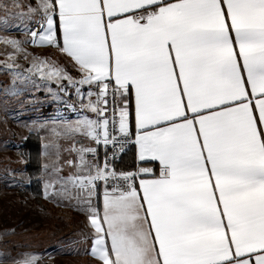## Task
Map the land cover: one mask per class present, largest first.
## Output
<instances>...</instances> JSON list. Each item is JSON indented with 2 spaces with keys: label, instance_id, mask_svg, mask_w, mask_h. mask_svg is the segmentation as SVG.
Returning a JSON list of instances; mask_svg holds the SVG:
<instances>
[{
  "label": "snow or ice",
  "instance_id": "1",
  "mask_svg": "<svg viewBox=\"0 0 264 264\" xmlns=\"http://www.w3.org/2000/svg\"><path fill=\"white\" fill-rule=\"evenodd\" d=\"M12 8L5 25L10 14L31 43L55 45L82 73L75 80L38 57L30 69L87 98L82 109L96 118L70 131L112 150L101 164L97 148L73 144L74 171L45 184L46 195L59 183L55 194L77 201L96 264H264V0H13ZM3 41L16 51L27 42ZM130 142L158 174L112 167Z\"/></svg>",
  "mask_w": 264,
  "mask_h": 264
},
{
  "label": "crops",
  "instance_id": "2",
  "mask_svg": "<svg viewBox=\"0 0 264 264\" xmlns=\"http://www.w3.org/2000/svg\"><path fill=\"white\" fill-rule=\"evenodd\" d=\"M3 14L4 12L0 11V20L4 17ZM18 31L19 29L17 26H15V29L10 25L0 26V71L3 73L8 71L9 78L6 73L5 78L7 79V86L10 85V88H8L9 91L7 90L8 92H0V97L5 96V98H8L3 104L5 109H1L0 112V129L10 128L12 130L11 134H13L11 139L13 138V141H17V145L20 144V139L25 138L30 133L39 134L41 140L40 156L42 163L39 177L42 183V200L48 198L47 203L50 206L56 205L60 209H71L78 206L77 201L75 199L69 200L55 194L60 189L59 183L53 184L52 187L48 188L47 195L45 184L46 182L52 183V181L57 180L59 176H67L70 172L74 171V169L66 163L68 160L76 159L77 153L72 151L73 144H75L77 148L81 146L90 147L94 144L79 133H72L70 131V126H74L75 122L85 115L92 119L96 117L87 109H82V104H86L88 101L87 98L82 101L80 96L77 95L76 89L73 92L71 90L67 91L70 95L68 97L69 99H66V94H61L59 86L53 85L47 79L46 81L41 79L39 75H37L38 78L36 79L34 70L30 71L33 64L34 44L31 43V41H28L26 44L22 43L24 49L28 50L27 58H24L25 56H21L19 51H16V49L3 41V38L19 40L17 35ZM60 43L62 46V39ZM57 49L64 61L69 65L70 70L74 72L75 80H80L82 73L78 67L74 66L70 57L62 53L59 48ZM9 65H11V67H9ZM0 81H2V79H0ZM80 87L86 94L88 86L83 85ZM92 91L95 92L97 89L93 88ZM1 102L2 100L0 99V103ZM1 117H5L4 124ZM130 127L134 135L135 105L133 98H130ZM4 145L8 146L9 144L4 143L1 146ZM133 151L136 161L134 170L139 167H151L155 169L157 174L159 173L158 162L139 164L136 159V147L133 148ZM9 153L11 155V160L14 159L20 162L24 159L17 151ZM0 155L2 154L0 153ZM44 165H48L49 167L45 168ZM54 168L61 169V171L57 173L53 171ZM103 190L104 186L101 184L99 191L102 193ZM72 194L74 196L75 192L73 191ZM94 199L96 204L102 207V197Z\"/></svg>",
  "mask_w": 264,
  "mask_h": 264
},
{
  "label": "rangeland",
  "instance_id": "3",
  "mask_svg": "<svg viewBox=\"0 0 264 264\" xmlns=\"http://www.w3.org/2000/svg\"><path fill=\"white\" fill-rule=\"evenodd\" d=\"M20 2L25 5L31 3L33 7L37 4V0H20ZM0 3L1 12H4L5 6L11 11H15L12 8L13 0H0ZM3 18L0 20V26L10 25L15 29V26L20 24V21L14 19L10 14L7 18V25L3 23ZM29 27L36 28L37 24L32 22ZM17 28L19 29L18 39L30 42L29 34L24 30V27ZM20 47L23 49V51H19L20 55L26 58L28 50L24 49L22 44ZM34 57L54 62L75 79L74 72L70 70L55 45L34 44ZM7 72L5 73L8 75ZM5 73L0 71V79H2L0 92L3 91V93L8 92V88H10V85L7 86ZM35 75L37 79L38 74ZM44 80L46 81V79ZM49 82L58 86L54 80ZM61 83L66 88V92L75 91L74 87L69 86L67 80H63ZM61 94H65V92H61ZM69 95L67 92L65 98L69 99ZM0 99L2 100L0 103L2 105L0 106L1 112V109H5L3 104L8 98L4 96ZM1 119L4 124L5 117H1ZM11 132L10 128L0 129V153L2 154L0 155V264H18L19 261L25 259V254L37 257L36 264H96V260L87 251L89 241L81 239V234L90 230L86 226L85 214L79 210V207L60 209L56 205H48V198L37 204L31 195L24 191V187L29 183V177L24 170V159L20 162L11 160L9 152L14 151L19 152L23 158V152L19 149L20 144L17 145V141L11 139L13 135ZM23 139H20L19 142L21 143ZM4 143L9 145L1 146ZM74 241L75 243H73Z\"/></svg>",
  "mask_w": 264,
  "mask_h": 264
},
{
  "label": "trees",
  "instance_id": "4",
  "mask_svg": "<svg viewBox=\"0 0 264 264\" xmlns=\"http://www.w3.org/2000/svg\"><path fill=\"white\" fill-rule=\"evenodd\" d=\"M40 148L41 140L37 133L28 134L21 141L19 147L25 160L24 170L29 177V183L24 187V191L29 193L37 204L43 199L42 183L39 177L42 169ZM114 167L122 172L133 171L136 167L133 149L123 154L121 160Z\"/></svg>",
  "mask_w": 264,
  "mask_h": 264
},
{
  "label": "built area",
  "instance_id": "5",
  "mask_svg": "<svg viewBox=\"0 0 264 264\" xmlns=\"http://www.w3.org/2000/svg\"><path fill=\"white\" fill-rule=\"evenodd\" d=\"M109 116H111V112H109ZM133 138H134V135H133ZM90 147H93V148H97L98 149V160L100 161V163L101 164H103V162H104V159H105V152L107 151L108 153H109V156H111V147L109 146V148H105V146L101 143L100 145H96L95 143L92 145V146H90ZM135 147V145L134 144H132L131 142L129 143V145H128V149H127V151L126 152H128V151H130V150H132L133 148ZM125 152V153H126ZM125 153H122V154H119V156H118V158L116 159V160H114V161H112V167H114V165L117 163V162H119L120 160H121V157L123 156V154H125ZM100 154H101V156H100ZM89 158H91V157H89ZM100 158V159H99ZM115 168V167H114ZM117 172H122V171H119V170H117V169H115ZM133 171H135V170H133ZM128 172H132V171H128ZM100 184H102L103 185V182L101 181L100 182ZM104 186V185H103Z\"/></svg>",
  "mask_w": 264,
  "mask_h": 264
}]
</instances>
